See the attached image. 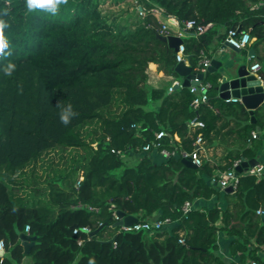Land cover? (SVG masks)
Masks as SVG:
<instances>
[{
  "label": "trees",
  "instance_id": "16d2710c",
  "mask_svg": "<svg viewBox=\"0 0 264 264\" xmlns=\"http://www.w3.org/2000/svg\"><path fill=\"white\" fill-rule=\"evenodd\" d=\"M137 2L142 8L137 19L123 22L102 10V0H68L55 16L27 12L25 0H11V5L0 0V11L9 9L3 18L10 25L5 36L12 53L0 58V240L5 242L0 264H26V258L29 264H237L219 254L221 229L233 237L229 251L239 253L238 263L264 264V214L257 213L264 210V177L245 171L235 191L225 194V209L215 205L183 214L186 201L219 195L215 182L203 177L214 175L215 168L209 162L192 168L178 156L159 162L142 151L162 129L168 148L173 149V140L192 151L198 133L212 145L222 131L219 121L232 117L240 146L226 151L220 169L227 170L235 159L258 158L263 140L252 132L264 127V104L251 122L240 101L218 96L216 71L205 77L211 83L208 102L195 109L189 87L172 92L153 87L147 70L150 63L156 71V63L178 76L176 51L158 37L166 33L154 10L181 23L209 25L201 34L183 37L186 58L196 66L201 52L225 41L232 28L255 37L254 48L263 44L264 0ZM221 27L226 33L219 32ZM8 62L16 65L11 76L3 72ZM260 75L264 79V70ZM58 102L71 103L78 114L67 126L60 121ZM195 118L204 127L193 129ZM68 148L84 152L42 186L37 163L50 150ZM112 149L139 158L127 165ZM112 205L140 219L156 214L175 223L153 233L128 231L108 238L105 233L115 222ZM100 224L105 226L96 235L82 230ZM27 225L37 236L29 253L16 232L17 227L25 232Z\"/></svg>",
  "mask_w": 264,
  "mask_h": 264
},
{
  "label": "built area",
  "instance_id": "2783aa9c",
  "mask_svg": "<svg viewBox=\"0 0 264 264\" xmlns=\"http://www.w3.org/2000/svg\"><path fill=\"white\" fill-rule=\"evenodd\" d=\"M154 11L157 12V13L154 12V14L157 16V18L162 23L161 30L166 33L165 36L177 35L183 38L186 35L192 34V33L201 34L204 31H206L207 28L209 27V25H199L196 23L195 20H187L181 23L173 15H164L161 10H154ZM171 27H175L176 30H172ZM252 39L253 38L251 37L249 32L241 31V30L239 31V29L237 28H232L228 31L225 41H229L231 44L235 45L242 51L243 49L247 48V46L251 43ZM176 54H177L176 59L178 62L185 61L188 64L190 63V61L186 58L184 43L180 45L179 51H177ZM212 59L213 57H211V55L208 52L202 51L196 66H193L191 63L190 64L193 66V70L196 73H200V72L205 73ZM248 69L251 73H254L257 75V77L261 80L264 86V80L259 73V71L261 70L260 63L258 62L251 63L249 64ZM194 80L198 82V84L191 85L189 88L191 92L195 94V98L193 99L192 105L195 109H197L201 104L208 102L209 97H208L207 91L211 87V83L206 82L205 78L203 80H200L198 77H195ZM169 90L172 91L173 86H170ZM226 101H239V100H226ZM190 125L192 126L193 129L202 128L204 127V122L195 118L194 120L191 121ZM133 126H135L136 128L140 127V125H136V124H134ZM252 133H253V137L255 138L258 137V134L255 131H253ZM166 135L167 133L163 129L160 130L159 132L155 134V139L146 143L142 147V151L151 152L152 150H156L165 158H169L171 156L191 158L192 161L198 167L202 166L205 163V158L203 155L205 137L203 133H198L196 141L194 142L195 147L192 151H188L184 149L181 145L175 144L173 140H171V144L172 146H174L173 149L166 147L162 142V138ZM176 135L174 139H176L177 141H180V137L179 139H177ZM112 151L117 152L122 157L125 156V153L120 150L115 151L114 149H112ZM241 162L242 160L240 159L234 160L233 165L230 168L223 171L217 178L213 177L212 180L213 182H215V186L218 185V187L224 190L226 187L232 185L235 191L238 185V182H239V176L235 175V171H236V167ZM247 173L254 174L258 178H262L264 177V166L259 164L253 168H249L247 170ZM90 208L97 211V209L94 207H90ZM111 208L114 210L113 215H114L115 221L119 220L120 217L117 215V210L115 209V206L112 205ZM192 209L194 208H193V202L191 201H186L185 204L181 208L183 214H187ZM257 213L264 214V210L260 208L257 210ZM174 223H175V220H173L171 217L159 218L156 214H154L152 216H147L143 219L139 218V220L131 226L121 225L118 227V230L116 233L118 234L122 232L140 231V230H146V231H149L150 233H153L155 230H162L164 228L170 229ZM78 230L79 228H75L74 232L76 233ZM82 230L87 233L92 232V228L90 226H85L82 228ZM29 231H30V226L27 225L25 228V232L29 233ZM179 241L181 243H185L184 238L182 236L180 237ZM114 244L116 245L115 241H114ZM0 250H3L5 253L4 240H0ZM3 254H1V256ZM238 264H243V263H238ZM250 264H258V262L256 260H252Z\"/></svg>",
  "mask_w": 264,
  "mask_h": 264
},
{
  "label": "water",
  "instance_id": "95a60500",
  "mask_svg": "<svg viewBox=\"0 0 264 264\" xmlns=\"http://www.w3.org/2000/svg\"><path fill=\"white\" fill-rule=\"evenodd\" d=\"M158 37L176 52L179 51L180 45L184 43L183 38L177 35L165 36L160 34ZM224 46L235 52H241L238 47L231 44L229 41H225ZM248 55L250 56L251 54L249 53ZM248 66L249 62L246 57L243 56L237 58L230 65H224L221 60L213 58L205 73H196L190 63L188 64L185 61H180L177 63L175 71L181 78H183V81L181 85L179 83L175 84L174 88H179L181 86L190 87L191 85L198 84V82L194 80L195 77L203 80L210 73L219 71L221 74L217 86L219 97L224 100H239L246 108H248L253 122L255 121V110L264 102V86L257 75L249 71ZM182 162L189 167L198 168L191 158H183ZM258 164L259 160L257 158L250 160L242 159V162L236 167L235 175L239 176V174L247 171L249 168L257 166ZM225 191L227 193H233L234 187L230 185L225 188ZM117 215L120 219L114 222L112 225L113 227L121 225L131 226L139 220L137 216L126 214L122 210H117ZM104 226L105 224H100L96 230L91 232V236L96 235ZM16 232L22 240L25 253H29L31 247L37 242V236L21 232L18 227L16 228ZM113 241L114 238L110 240V242ZM3 253L4 251L0 250V254Z\"/></svg>",
  "mask_w": 264,
  "mask_h": 264
},
{
  "label": "crops",
  "instance_id": "0c3cea01",
  "mask_svg": "<svg viewBox=\"0 0 264 264\" xmlns=\"http://www.w3.org/2000/svg\"><path fill=\"white\" fill-rule=\"evenodd\" d=\"M219 32L226 33V29L224 27H221L219 29ZM252 38L253 39L251 43L247 46V48L242 50L245 52V55H240L238 52H235L234 50L224 46L225 41H222V42L215 41L213 47H211L208 50V53L211 55V57L221 60L224 65L232 64L240 56L246 57V59L249 60V64L255 63V62L260 63L261 65V70L259 71L260 73L264 68L263 66L264 43L254 48L253 42L255 41L256 38L255 37H252ZM249 53L251 54L250 56L248 55ZM154 64L157 67L156 71L150 68V63L148 65V70H147L148 75H149L148 83L151 86L156 87V88H159V87L170 88V86H173V90H174L175 84L177 83H179L180 85L182 84L183 78L182 79L174 78L173 75H168L164 71L160 70L158 68V64L156 63ZM220 78H221V74H220ZM172 91L169 90V92H172ZM218 96H219V93H218ZM245 109L249 112L248 108L245 107ZM235 124L236 123L232 117L222 118V120H220L218 123L219 127L222 129L221 134L218 137V139H215L212 145L207 144V141L205 139L204 150H203L205 162H209L210 165L215 168L214 175L212 176L206 175V174L203 175V177L208 183L213 182L212 180L213 177L217 178L223 172L220 169V166L226 163V160L224 159L226 155V151L229 149H237L240 146L235 141V137H236V132L234 131V128H236ZM255 132L258 134L257 138L262 139L264 141V127L263 128L257 127ZM224 133H228V134L224 137L223 136ZM176 138L179 139V136L176 135ZM150 153L152 154V158L156 159V161L161 162L162 160H164V157L158 151L152 150ZM257 159L259 160V164L264 166V142H263L262 148L259 151V155ZM215 187H217L219 191V195H214L210 199L199 198L193 202V208H200L202 210H205V209H210L215 205H218L221 209H225L228 205V201L225 197V194L227 192L225 191V189L223 190L220 187H218V185H216ZM232 239L233 237L228 235L225 229H221L218 231V242L220 246L219 254L222 257H224L228 262L234 261L238 264L240 260L239 253L236 255H233L229 251V245Z\"/></svg>",
  "mask_w": 264,
  "mask_h": 264
},
{
  "label": "rangeland",
  "instance_id": "374dc122",
  "mask_svg": "<svg viewBox=\"0 0 264 264\" xmlns=\"http://www.w3.org/2000/svg\"><path fill=\"white\" fill-rule=\"evenodd\" d=\"M101 8L106 14L109 15L110 18H116L123 22H132L137 19L138 11L140 12V10L142 9L141 6H139L137 0H102ZM171 28L172 30H176L175 27ZM239 54L245 55V52L241 51ZM173 77L182 79L179 75ZM95 126L91 128H95ZM83 152V149L80 148L53 149L47 152L35 167V172L38 175H41V179H39L41 185H46L45 179L48 176H55V174L59 170L66 169L67 167H69V165L72 164L73 157H77ZM124 157L127 161V165H134L137 162V158H139V155H128ZM154 160L156 161V159ZM30 169L31 167H29V170ZM121 170L119 172H121ZM118 227L109 228L108 231L105 233V237H113L117 232ZM25 263L29 264L30 259L26 258Z\"/></svg>",
  "mask_w": 264,
  "mask_h": 264
},
{
  "label": "clouds",
  "instance_id": "9594fccd",
  "mask_svg": "<svg viewBox=\"0 0 264 264\" xmlns=\"http://www.w3.org/2000/svg\"><path fill=\"white\" fill-rule=\"evenodd\" d=\"M68 0H25V6L27 12L32 13L34 11L40 10L46 13H49L55 16L61 5H66ZM6 5H11V0H5ZM9 9L6 7L2 11H0V58H6L10 56L12 53L10 51V44L8 39L5 36V29L10 27V25L3 18L8 15ZM16 69V65L12 62H8L3 67V72L6 76H11ZM57 107L60 108L59 118L62 124L67 126L71 119L78 115L73 110V105L68 103L66 105L59 103Z\"/></svg>",
  "mask_w": 264,
  "mask_h": 264
}]
</instances>
